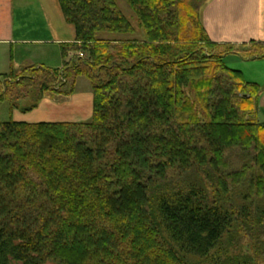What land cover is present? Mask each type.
Wrapping results in <instances>:
<instances>
[{
  "label": "trees",
  "instance_id": "trees-1",
  "mask_svg": "<svg viewBox=\"0 0 264 264\" xmlns=\"http://www.w3.org/2000/svg\"><path fill=\"white\" fill-rule=\"evenodd\" d=\"M209 1L126 0L135 28L115 0H58L63 68L12 66L0 103L86 78L92 118L0 123V264H264L263 90L225 63L264 43L212 42Z\"/></svg>",
  "mask_w": 264,
  "mask_h": 264
},
{
  "label": "crops",
  "instance_id": "crops-1",
  "mask_svg": "<svg viewBox=\"0 0 264 264\" xmlns=\"http://www.w3.org/2000/svg\"><path fill=\"white\" fill-rule=\"evenodd\" d=\"M36 3V11L30 12L25 0H0V57L11 61L12 66L19 71L28 66L60 70L65 63L61 45L76 41L75 28L66 22L58 0H36ZM201 16L204 28L216 44L264 43V0H210ZM229 57L230 60L239 58L246 61L230 55L225 58V63ZM248 61L264 64L263 58ZM242 74L246 81L259 85L263 90L259 115L264 122V69L254 71L252 78H248L245 72ZM90 88L89 84L69 98L47 96L36 109L26 113L15 110L12 114L10 110L11 118L15 122L27 124L88 123L93 109L84 113L83 106L92 103L93 108ZM56 106L73 107L74 110L67 120H58Z\"/></svg>",
  "mask_w": 264,
  "mask_h": 264
},
{
  "label": "rangeland",
  "instance_id": "rangeland-1",
  "mask_svg": "<svg viewBox=\"0 0 264 264\" xmlns=\"http://www.w3.org/2000/svg\"><path fill=\"white\" fill-rule=\"evenodd\" d=\"M21 1V0H20ZM119 6V8L121 9V11L123 12V14L134 24L135 28H138V20L135 17V15L133 14L131 8L129 7V5L127 4L126 0H115ZM25 3L27 4V7L30 8V12L33 11L35 12L37 7V3L36 0H25ZM22 6V5H21ZM143 34L142 32H139L135 37L132 36H125L122 38H126V39H134V38H139V39H144L142 38ZM107 38V37H105ZM231 57H229L228 59H226V64L227 66H229L230 68H234V69H238L241 70L242 72H245L248 78H252L254 75V71H262V69H264V64H261L259 62H253V61H248V60H240L239 58H232V60H230ZM11 67H12V63L11 61L9 62L7 59H3L2 57H0V75L2 74H9L11 71ZM15 72L19 73V69L15 68ZM17 70V71H16ZM19 71V72H18ZM89 81L86 78H79L77 80V84H76V90L82 91L83 89H85L87 87V85H89ZM91 89V88H90ZM63 98H69V97H63ZM62 102H65V100H62ZM83 110L84 113H86L87 110L92 111V103H87L86 105L83 106ZM54 108L52 107V110ZM73 107H70V109L68 108V106H62V107H58L56 106V111H57V117L58 120H67L66 118H69L71 116ZM15 111V110H14ZM13 111V112H14ZM12 112V114H13ZM11 112L9 109L8 104H0V123L2 122H7L12 120L13 118H11Z\"/></svg>",
  "mask_w": 264,
  "mask_h": 264
},
{
  "label": "built area",
  "instance_id": "built-area-1",
  "mask_svg": "<svg viewBox=\"0 0 264 264\" xmlns=\"http://www.w3.org/2000/svg\"><path fill=\"white\" fill-rule=\"evenodd\" d=\"M81 56L83 57L84 55L81 54Z\"/></svg>",
  "mask_w": 264,
  "mask_h": 264
},
{
  "label": "bare ground",
  "instance_id": "bare-ground-1",
  "mask_svg": "<svg viewBox=\"0 0 264 264\" xmlns=\"http://www.w3.org/2000/svg\"><path fill=\"white\" fill-rule=\"evenodd\" d=\"M81 56V55H80Z\"/></svg>",
  "mask_w": 264,
  "mask_h": 264
}]
</instances>
